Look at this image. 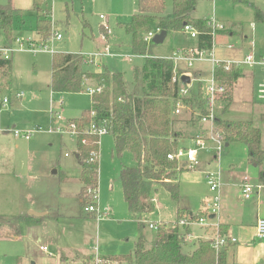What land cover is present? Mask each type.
I'll return each mask as SVG.
<instances>
[{"label": "rangeland", "instance_id": "1", "mask_svg": "<svg viewBox=\"0 0 264 264\" xmlns=\"http://www.w3.org/2000/svg\"><path fill=\"white\" fill-rule=\"evenodd\" d=\"M9 1L0 0V3L7 4ZM64 1L56 0L54 8L52 34L56 31L63 38L52 42L53 52L82 54L89 70H99L106 66L111 72L122 73L129 91L142 98L144 84L139 73L146 63L144 56H138L132 61L119 57H89L94 51L105 52L106 49L112 55L133 54L130 37L124 26L137 12V0H66L69 5V22H66L65 10L60 5ZM195 1L196 9L192 14L194 20L214 19L218 24L226 25V31L233 29L237 36L241 37L243 33L248 36L242 47L240 37L216 33L213 52L219 60H242L250 52L253 40L256 50L264 55V20L257 19L256 13L260 10L264 14V0ZM173 2L166 0V16L172 15ZM43 10L44 5L40 3L39 10H30L33 19L24 15L25 27L31 24L34 26L37 18H47ZM15 24L14 38H17L22 34L18 28L23 27L18 20ZM252 25L255 26L254 30ZM107 28L111 34L104 43L102 35L106 34ZM0 38V48L5 47L6 41L1 33ZM20 38L29 37L22 35ZM195 42L186 34L172 31L165 42L154 49L153 54L154 57L164 58L172 54L174 49H186L181 47L194 45ZM229 45H235V49H230ZM52 58L53 54H15L11 89L6 91L10 84L0 85V103L5 98L11 101L8 110L0 112V264H57L63 255L66 256L60 264H73L75 261L95 264V256L133 254L134 241L138 237V220L132 219L128 212L120 178L122 167H133L135 162L130 154L120 158L115 153L112 134L102 136L100 141L98 200L90 191H87L85 197L89 201L88 205L97 202L100 212L104 214L112 210L114 220L111 216L99 219L81 209L78 199L81 188L75 180L82 171V163L76 157V139L68 134L62 136L48 131L53 123L56 127H66L70 119L81 118L84 111L91 109V94H53L50 89ZM198 67L211 71L208 63H195L193 66L194 69ZM243 69L246 79L238 83L231 108L225 112L226 104L219 101L215 107L216 122L213 126L196 123L189 112L178 117V121H186V124L178 123L175 128L183 138L188 139V147L192 146L190 139L197 136L210 139L211 136L221 134V124L226 121H243L251 122L261 130L264 148V99H259L258 92L264 86V68ZM185 71L189 72L187 69ZM205 77H210L208 72ZM2 80L0 78V83ZM197 82H193L195 89ZM88 89L95 90L96 86L89 84L86 91ZM17 93H23L26 97L20 101L13 100ZM52 110L59 112L63 121H59ZM195 127L199 130L197 135ZM13 130L37 132L27 141L16 138ZM209 147L212 150L200 154L196 170L190 171L183 167L177 180L180 187L178 202L172 199L166 188H158L155 211L140 219L146 227L144 233L149 248L153 245L156 232L149 229V223L173 225L178 222V209L184 213L185 210L191 211L195 219L209 215H196L201 212L203 202L211 198L207 174L220 173L222 182L233 187L244 176H249L252 183L256 182L257 170L250 166L244 145H224L220 154L213 150L216 147L214 142H210ZM214 156L216 161H213ZM63 172L70 181H63ZM35 207L48 213L41 222L21 224L16 219L21 213L27 215L28 209ZM89 215L93 216L89 218ZM209 223L216 224L214 220ZM42 246L48 248L47 253L41 251ZM77 252L80 254L67 255ZM89 254L94 255L92 262L83 256Z\"/></svg>", "mask_w": 264, "mask_h": 264}, {"label": "trees", "instance_id": "2", "mask_svg": "<svg viewBox=\"0 0 264 264\" xmlns=\"http://www.w3.org/2000/svg\"><path fill=\"white\" fill-rule=\"evenodd\" d=\"M138 12L124 27L131 37V48L135 55L144 56L146 63L139 75L144 84V96L136 97L129 91V86L122 73L111 72L106 66L100 70H89L82 54L54 53L52 58L51 91L53 94L87 93L89 84L100 90L91 95V109L84 111L81 118L70 120L76 124L77 158L82 163L80 181L82 188V209L89 201L88 189H99L100 181V141L98 135L85 132L86 127L95 122L102 124L109 134L114 136L115 153L120 157L132 156L135 166H123L120 173L123 194L130 214L133 217L145 216L155 211L152 199L158 188L163 186L172 199L179 201L178 175L183 172L177 162L169 161L168 154L179 147L180 133L175 125L179 115H174V103L178 99L177 73L174 63L166 58L153 55L156 46L143 40L142 33L148 32L153 25H159L162 31L182 32L185 25H192L198 30L197 46L200 50L211 52L214 49V36L208 26V20H194L195 0H174L173 13L165 15L166 0H137ZM41 0H33V11L40 9ZM257 19L264 20V14L257 10ZM25 12L14 8L11 3L0 5V33L6 41L5 47L14 42L15 21L23 20ZM66 22H69L67 13ZM36 35L47 40L52 34L51 21L37 18L34 28ZM144 35V34H143ZM13 73V61L0 58L1 86L10 84ZM216 80L227 87V93L220 97L226 104L225 112L233 101L234 87L241 78L238 70L225 71L221 65L214 74ZM202 85L194 94L185 99V104L194 111L206 113V101ZM92 113L95 114L92 117ZM264 123V113L262 114ZM225 144H242L247 148L248 160L264 174V148L262 132L251 122L226 121L221 124ZM92 216V215H91ZM183 218L178 210V221ZM144 223L139 224L140 236L135 243L133 254L101 257L107 264H227V248L218 254L211 241L195 243V249L187 252V243L182 237L181 228L166 226L155 232L153 245L147 247L144 235ZM186 233L190 232L186 227ZM223 236L225 232L221 233Z\"/></svg>", "mask_w": 264, "mask_h": 264}, {"label": "built area", "instance_id": "3", "mask_svg": "<svg viewBox=\"0 0 264 264\" xmlns=\"http://www.w3.org/2000/svg\"><path fill=\"white\" fill-rule=\"evenodd\" d=\"M42 4L44 5L47 18L54 22L55 16H54V8L56 4V0H41ZM102 19H104V16H101ZM208 26L212 30L213 36H215L216 33L219 31L224 30V26L221 24H218L214 19L208 21ZM162 32V29L159 25H153V27L146 32L143 35V40L147 43L153 42V39L159 35ZM111 34V30L109 28L106 29V34L102 35V40L104 42H107V39L109 35ZM184 34L190 36V38L197 40L199 33L198 30L193 27L192 25H185L184 27ZM63 36L62 34L54 31L53 34L50 35V37L47 40H43L39 37V39H22L20 37H17L14 39L13 45L11 47H2L0 48V58L4 59L6 61L13 60V57L15 54H31V55H39V54H54L53 48H52V42L53 41H60L62 40ZM231 48L233 46H230ZM209 56L207 57V55ZM103 56L107 57H120L124 58L125 60L132 61L134 58L141 56V55H112L110 54L107 49L105 52H97V53H91L89 54L90 58H102ZM174 63V71L177 73L175 77V83L178 84V99L174 103V115H183L185 112H192L191 109L185 104V99L190 98L194 92L199 89L198 86L202 85V91L203 96L206 101L205 104V110L206 113L202 114L199 111H194V119L196 122L201 124H211L213 126L216 122V115H215V107L217 106L220 97L227 93V87L218 82L214 76L215 71L218 67L221 65L224 67L225 71H232V70H238L249 67V68H255L257 66H264V57H258L256 53H252L248 55L246 58L242 60H229V61H220L214 54L213 51H203L200 50L198 47H191L186 49H179L175 51L170 57L166 58ZM195 63H210L212 66L211 75L209 78L203 80L199 79L197 80L194 78L193 74L190 72H186L181 68V66H184L185 69L190 71L191 68L195 65ZM184 75L191 77V83L184 84L182 82V77ZM198 81V86L194 90L195 86L193 85V82ZM195 84V83H194ZM96 92H100V90H91L88 89L87 93L93 95ZM259 97L261 99H264V87H262L259 91ZM24 97L23 93H17L15 95L16 99H22ZM10 106V100L8 98L3 99V101L0 103V112L3 110L8 109ZM53 115L59 120L63 121V118L59 112H54L52 110ZM192 113H190L191 115ZM95 114L92 113V117H94ZM55 118V119H56ZM54 119V120H55ZM53 120V121H54ZM14 136L16 138H22L27 141H29L33 135V133H36L37 131H20V130H13L12 131ZM88 134L98 135L99 137H102L104 135L109 134V130L102 124L97 125L95 122H92L86 127L85 130ZM50 134L57 133L59 135L68 134L72 138L77 139L78 132L76 124L68 121L67 126H57L53 123L52 127L48 131ZM213 134V132H212ZM191 147H188L185 145V140L179 139V147L176 149L175 152H172L168 154L167 158L169 161L177 162L179 167H186L187 170L194 171L197 168L199 156L201 153L209 152L212 150L209 147L210 142H214L216 144V147L213 148V150L220 154L222 152L225 140L223 132L221 134L216 135V137L211 136L210 139L206 136H197L193 139H191ZM185 145V146H184ZM206 180L208 182L210 192L212 193L213 197L212 200L207 204V211L209 214L208 216H202L197 219L194 218V216H186L183 217L181 220H179L177 223L173 225H167V224H156V223H149L148 227L151 230H158L159 228L163 227H179V228H186V227H192L194 225L200 226V227H211L212 225L209 223L211 222L209 216H212L214 219L219 215L221 211V205H222V190H223V182L220 173H210L206 175ZM262 186H255L249 176H245L243 179V183L241 184V192L242 197L245 200H249L257 190H261ZM87 191H90L95 197L96 200H98V191L99 189H88ZM152 202L156 203L157 199L153 198ZM84 212L88 214H94L99 219H101L103 216H109V213H102L100 212L98 208V203H93L91 205H87L84 208ZM163 225V226H162ZM255 238L259 241L264 240V219H260L256 225L255 228ZM213 248L216 250V253L218 254L223 249L229 247L230 245H236L239 241L236 237L226 235H217L214 239L211 240ZM41 251L47 253L48 248L47 247H41ZM94 260V259H93ZM95 264H106L104 260L101 259L100 256H95V260L93 261ZM216 264H219L218 262Z\"/></svg>", "mask_w": 264, "mask_h": 264}, {"label": "crops", "instance_id": "4", "mask_svg": "<svg viewBox=\"0 0 264 264\" xmlns=\"http://www.w3.org/2000/svg\"><path fill=\"white\" fill-rule=\"evenodd\" d=\"M9 3H11V5L14 8L24 11L25 12L24 15L29 16V18L33 19L32 15L30 14L31 13L30 10L33 9V0H27V1L26 0H10ZM0 5H6V4H1L0 3ZM60 5H61V7H63V10H65V14L67 16V13H68V10H69V5H68L67 1L65 0L64 3H60ZM137 7H138V1H137ZM137 12H138V9H137ZM137 12L135 14H137ZM135 14H133V16ZM17 20H18V23L21 24V26L24 28V29L21 28V27L18 28V32L22 33L21 35H18V37H21L22 35H24V37H29V38H33V39H39V36L36 35V33L34 31L36 22H35L34 26H33V24H31V25L28 26V28H26L25 27L26 26L25 25V22H26L25 21V17H24L23 20H20V19H17ZM35 21H36V19H35ZM85 24L87 25V23H85ZM223 26H224V30L219 31L220 32V33L218 32L219 34H229L230 36L240 37V36L236 35V33H235V31L233 29H227V31H226V29H225L226 25H223ZM252 27H253V30H254L255 26L252 25ZM180 33H182V32H180ZM244 35L245 34L243 33V35L240 37L242 39V47L244 46L245 39L248 40V36L246 37ZM93 41L96 44V41L95 40H93ZM130 42H131V37H130ZM254 44L255 43H254V40H253L252 43H251V47H249V51L250 52L248 53V55H250L252 53H256V55L258 57H264V55L262 53H260V52H258V50H256V46L254 47ZM230 46H233V47L231 48ZM130 47H131V43H130ZM156 47L157 46H155L154 49H156ZM188 47L189 48L198 47L197 46V40H196L194 45H191V46L186 45V47H181V48H188ZM229 48L230 49H235V45H229ZM96 49H97V45H96ZM154 49H153V51H154ZM179 49L180 48L174 49L172 54L175 51L179 50ZM98 51L99 50H97L96 52L94 51L93 53H97ZM22 54H24V53H22ZM172 54H170L169 56L164 57V58H168ZM28 55H30V54H28ZM42 55H45V54H42ZM116 55H122V54H116ZM247 56H245L244 58H246ZM208 64H210V63H208ZM257 67L264 68V66H257ZM181 68L183 70H185L184 66H181ZM247 68H249V67H247ZM210 69L212 70V66L210 67ZM243 70L244 69L242 68L239 71L240 73L242 71V73H241V78L238 80V82L236 83V85L234 87L233 101H234L235 91L237 89L238 83L241 82L242 80L246 79L245 70L244 71ZM189 72H191V74H193L197 80H199V79H203V80L207 79V77H205L206 76V72H208L209 75H211V71L209 72L208 70H205L204 68L202 69V68H199V67L195 68V69L192 68L191 71H189ZM243 72H244V74H243ZM51 73H52V71H51ZM12 75H13V73H12ZM11 82H12V78H11V81H10V87L6 91H9L11 89ZM50 85H51V75H50ZM260 89H259V91H260ZM6 91H2V92H6ZM25 97L26 96L24 94V97L22 99H19V101L23 100ZM259 99H261V98L259 97ZM13 100H18V99H16L15 96H14ZM261 100H263V99H261ZM233 101H232V103H233ZM52 102H53V100H52V97H51V103ZM91 103H92V100H91ZM232 103L230 104V108L232 106ZM254 103H256V102H254ZM10 104H11V101H10ZM6 110H8V109H6ZM6 110H3V111H6ZM70 120H73V119H70ZM178 123L179 124H182V123L186 124V121H183V122L178 121L176 123V125ZM196 129H197V132H196L195 135L199 134L198 128H196ZM176 131H178V130H176ZM186 134H187V132H186ZM180 137H181L180 139L185 140V145H186V141L188 139L183 138V135H181V133H180ZM225 145L227 147L230 146L228 144H225ZM216 160H217V158H216V156H214L213 161H216ZM247 160H248V153H247ZM248 162H249V160H248ZM250 166L257 170V178L255 180L256 182H253V184L255 186H257V187L258 186H262V189L261 190H257L256 193L249 200H245V199H243L242 192H241V184L243 183V179L244 178H242L236 184L235 187L228 186V185L223 183L222 208H221V211H220L219 215L215 219L212 216H209L210 220L211 221L214 220L216 222V224L212 225L211 227H200V226L194 225L192 227H189L190 232H188V233L185 232L186 228H181L182 237L184 238L185 242L188 244L187 245V252H192L195 249V245H194L195 243H197L199 241H211L218 234L222 235L221 233H223V231H224L225 232L224 236L230 235V236L236 237L238 239V241H239L236 245H230L229 247H227V257H226L227 264H264V240L263 241H259V240H257L255 238L256 225H257V223H258V221L260 219H264V174L262 175V173H261L262 170L260 168L252 166L251 164H250ZM64 174L65 173L63 172V174H62L63 175V181L64 180H69L70 181V178L68 177V175L66 176ZM178 176H181V173ZM80 177H81V173H80V175L78 177H76L75 183L78 184L80 186V188H81L80 192L78 194V199L80 201V204L82 205V202H83V196H82L83 185L81 184ZM177 180H179V177L177 178ZM250 180H251V178H250ZM178 184H179V182H178ZM234 189H235V191H234ZM122 190H123V188H122ZM210 194H211V198L210 199L208 198L206 201L203 202V208H202L200 213L196 214L197 216H202L203 214H205V213L207 214L208 213L207 204L212 200V197H213L211 192H210ZM237 195H239V196H237ZM154 198L157 199L156 203L152 202L155 205V204L158 203V198L156 197V195H155ZM124 201H125V199H124ZM126 205H127V203H126ZM127 208H128V206H127ZM81 209H82V207H81ZM155 209H156V205H155ZM28 210H29V213H27V215L25 213H21L22 215L19 218H16V219H18L20 221L21 224H28V223L30 224L31 222H35V221L41 222L43 219H45L48 216V213L42 208L41 209L29 208ZM178 210H181V209H178ZM107 212L109 213L108 217L111 216L110 218L113 219L114 218V213L112 212V210H108ZM128 212H129V209H128ZM182 213H183V217H186L188 215L189 216H195L194 213H192L189 210H185V213L182 211ZM129 214H130V212H129ZM130 216H131L132 219L138 220V237L134 241V248H133V253H134L135 243H136V241L138 240V238L140 236L139 224L142 222V221H140V219L143 218V217H146L147 215L139 216V217H133L130 214ZM87 217L91 218V215H89ZM177 219H178V212H177ZM0 227H1V223H0ZM145 228H144V232H145ZM19 234H21V233H19ZM144 235H145V233H144ZM19 238H21V237H19ZM146 239H147V237H146ZM154 239H155V237H154ZM119 241H120V239H119ZM147 247H148V242H147ZM40 249H41V247H40ZM68 254H80V253H78V252L77 253H67V255ZM125 255H104L103 257L112 258V257H115V256H125ZM127 255H130V254H127ZM64 256H66V255H63L61 257V259ZM83 256L85 258H88L91 262L93 261L94 255L89 254V255H83ZM61 259L59 260V262H57V264H60ZM31 264H35V263L31 262ZM73 264H82V263L75 261V262H73Z\"/></svg>", "mask_w": 264, "mask_h": 264}, {"label": "water", "instance_id": "5", "mask_svg": "<svg viewBox=\"0 0 264 264\" xmlns=\"http://www.w3.org/2000/svg\"><path fill=\"white\" fill-rule=\"evenodd\" d=\"M168 37V32L166 31H162L159 35H157L154 39H153V43L158 46V45H162L165 40L167 39ZM182 82L184 84H190L191 83V77L190 76H187V75H184L182 77Z\"/></svg>", "mask_w": 264, "mask_h": 264}]
</instances>
